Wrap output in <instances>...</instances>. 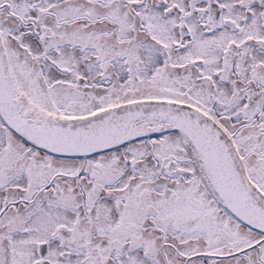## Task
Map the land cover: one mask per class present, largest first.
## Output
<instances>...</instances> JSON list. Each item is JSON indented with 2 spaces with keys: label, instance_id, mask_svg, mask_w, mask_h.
I'll use <instances>...</instances> for the list:
<instances>
[{
  "label": "snow or ice",
  "instance_id": "snow-or-ice-1",
  "mask_svg": "<svg viewBox=\"0 0 264 264\" xmlns=\"http://www.w3.org/2000/svg\"><path fill=\"white\" fill-rule=\"evenodd\" d=\"M0 264H264V0H0Z\"/></svg>",
  "mask_w": 264,
  "mask_h": 264
}]
</instances>
